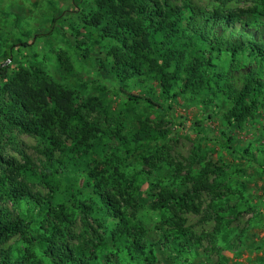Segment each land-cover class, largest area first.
Segmentation results:
<instances>
[{
  "label": "trees",
  "instance_id": "1",
  "mask_svg": "<svg viewBox=\"0 0 264 264\" xmlns=\"http://www.w3.org/2000/svg\"><path fill=\"white\" fill-rule=\"evenodd\" d=\"M174 1L80 6L73 29L83 40L68 45L79 62L99 47V70L125 101L117 110L102 81L95 92L70 81L75 66L66 51L57 54L62 82L44 61H16L15 48L27 44L8 47L0 37V264H201L204 242L212 247L207 253L231 242L246 185L235 192L225 167L204 165L200 149L186 165L176 163L160 124L172 123L168 111L181 99L203 110L193 127L209 119L208 108H225L221 135L237 155L233 132L264 114V0H211L209 12L192 0ZM239 5L249 6L233 7ZM151 80L158 95L148 91ZM133 81L142 86L136 95L128 93ZM133 119L137 131H130ZM18 135L37 140V164L19 150L21 160L5 154ZM165 176L183 182L171 196ZM154 189H160L157 196ZM204 197L210 199L206 209ZM227 197L240 202L217 205ZM147 207L161 219L154 229L143 220ZM191 213L213 221V231L194 234L183 216ZM16 238L19 248H4Z\"/></svg>",
  "mask_w": 264,
  "mask_h": 264
},
{
  "label": "rangeland",
  "instance_id": "2",
  "mask_svg": "<svg viewBox=\"0 0 264 264\" xmlns=\"http://www.w3.org/2000/svg\"><path fill=\"white\" fill-rule=\"evenodd\" d=\"M91 2L92 0H0V37L3 43L8 44L5 43L8 47L18 41L27 44L26 48L20 45L15 48L13 56L16 57V61L22 64L44 61L48 73L55 80L62 82L65 76L58 68L57 54L66 51L73 58L75 66L74 73L68 74L71 77L70 81L83 82L89 86L91 92H95L93 88L96 84H100L99 80L102 81V85L108 88L111 106L117 110L125 101L113 84L107 80L105 73H101L99 70L98 59L104 58L99 47H92L89 61L79 62L75 58V51L68 45V40L69 43H75L76 46L82 42L83 38H77L73 28L78 27L80 6H83V3ZM192 2L203 12L211 11L214 4L211 0H192ZM174 4L181 5L179 0H175ZM247 6L249 5L233 7L245 8ZM62 12H64L62 18L58 19L53 27L54 18H57ZM234 28L235 30L240 29L238 26H234ZM81 32L87 34L84 30ZM84 50L85 47L81 51L82 55H85ZM1 62L5 64V61ZM99 75L103 79H100ZM242 75L243 73L236 74L238 79ZM148 88L149 92H156L158 95L159 89L156 81L151 80ZM141 90L142 86L133 81L129 86L128 93L136 95ZM157 103L160 104L161 101L157 99ZM202 111L201 107L185 99L179 100L172 110L168 111L172 123L167 124L166 121L165 124H160V127L164 133L165 131L169 133L164 142H169L171 158L176 163L186 165L193 151L200 149V158L204 160V165L225 167L231 176V184L235 192L240 190L238 186L240 183L245 184L247 189L244 191L246 201L241 202L243 206L240 209L244 213L240 220L232 226L231 242L228 245H219V251L212 253H207L212 250V247L204 242L203 257L206 261L201 264H260V261L264 259V177L261 175V169L264 168V114L247 123L243 129H236L233 132L239 149L237 155H232L227 150L226 142L223 141L221 135L222 131L226 129L223 118L226 109L208 108L205 114L209 119L203 121L202 126L193 127L196 122L201 121L200 113ZM135 114L136 110H133L132 117ZM151 115L154 123L160 121L158 114ZM180 122L184 123V127L178 126ZM137 125L136 120L132 121L130 131H137ZM15 138V144L10 143L5 147V154L21 160L22 155L17 151L19 150L37 164L41 159L35 151L37 140L26 135H18ZM246 150L251 155L244 153ZM136 165L139 167L140 164ZM233 166L236 169L229 168ZM200 167L198 165L195 169L199 170ZM185 174V172L182 173L183 176ZM156 176L159 175L156 174ZM164 184L169 188L167 190L171 196L180 189L183 182L165 176ZM39 190L44 192L41 188ZM145 191L149 193L148 188ZM159 193L160 189L152 191V194L156 196ZM203 200V209H206L210 205V199L204 197ZM238 202L240 200L237 197H227L219 201L217 205L234 206ZM183 216L186 219L187 227L191 228L197 236L211 233L214 229L213 221H204L201 215L191 213ZM143 220L152 229L161 223L159 214L149 211L148 207L143 211ZM75 231L78 234L81 233L82 225L79 224ZM234 233L239 234L241 240L237 242V236H234ZM20 246L16 238L8 242L4 248L16 249Z\"/></svg>",
  "mask_w": 264,
  "mask_h": 264
}]
</instances>
